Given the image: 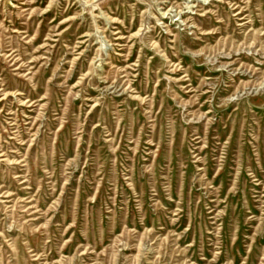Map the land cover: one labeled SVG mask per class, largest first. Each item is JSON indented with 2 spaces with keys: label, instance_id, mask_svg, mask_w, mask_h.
Wrapping results in <instances>:
<instances>
[{
  "label": "rangeland",
  "instance_id": "obj_1",
  "mask_svg": "<svg viewBox=\"0 0 264 264\" xmlns=\"http://www.w3.org/2000/svg\"><path fill=\"white\" fill-rule=\"evenodd\" d=\"M0 264H264V0H0Z\"/></svg>",
  "mask_w": 264,
  "mask_h": 264
}]
</instances>
